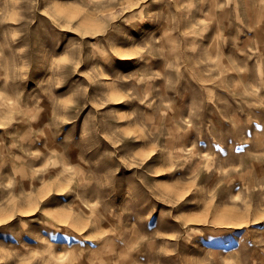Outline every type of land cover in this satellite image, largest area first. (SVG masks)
Wrapping results in <instances>:
<instances>
[{
	"label": "rangeland",
	"instance_id": "obj_1",
	"mask_svg": "<svg viewBox=\"0 0 264 264\" xmlns=\"http://www.w3.org/2000/svg\"><path fill=\"white\" fill-rule=\"evenodd\" d=\"M0 264H264V0H0Z\"/></svg>",
	"mask_w": 264,
	"mask_h": 264
}]
</instances>
